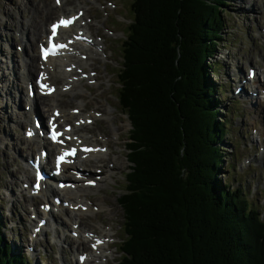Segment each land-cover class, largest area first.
<instances>
[{
    "label": "trees",
    "instance_id": "16d2710c",
    "mask_svg": "<svg viewBox=\"0 0 264 264\" xmlns=\"http://www.w3.org/2000/svg\"><path fill=\"white\" fill-rule=\"evenodd\" d=\"M131 2L116 82L131 126L119 264H264L261 210L219 178L230 129L209 59L228 1ZM0 264H27L1 224Z\"/></svg>",
    "mask_w": 264,
    "mask_h": 264
},
{
    "label": "rangeland",
    "instance_id": "374dc122",
    "mask_svg": "<svg viewBox=\"0 0 264 264\" xmlns=\"http://www.w3.org/2000/svg\"><path fill=\"white\" fill-rule=\"evenodd\" d=\"M63 1L67 5L61 9L63 14H68V8L72 12H75L77 8H82L85 11L86 17L91 18L87 24L89 25L88 31L91 32L93 38L103 41L105 45V55L92 57L91 61L87 63L89 69L97 72L99 83L89 86L86 81H83L80 87L83 93L85 91V96L82 101L80 100L82 104L80 109L83 112L99 110L97 112L104 114L97 121L96 116L94 117L96 122L88 127L84 135L88 139L96 137L97 134L105 136L109 149L104 154L105 162L88 163L93 170L95 168L103 170L101 174L103 183L98 184L94 189H88L83 194V197L93 201L96 205L94 208H97L98 211L93 209V215L82 221L81 229L86 232L109 233L113 239L112 245L103 249L107 254L104 257L93 258L94 260L92 259L89 264H119L118 249L124 238V231L121 229L124 220L118 200L126 193V178L131 169L127 160L129 153L127 143L131 126L126 115H123L119 109L116 100L118 85L115 83L122 64L121 47L125 42L128 26L133 18L128 12L132 2L130 0ZM107 1L112 2L115 9L107 8ZM230 1L232 6L224 8V16L227 21V26L222 31L224 39L219 43L215 56L209 59L212 64L220 66H216L209 74L211 80L216 82L217 86L222 84L226 91L223 94L218 90L215 96L220 98L218 108L221 112V119L229 120L228 127L230 129L229 135L220 145L225 151H223L224 164L221 167L222 173L219 178L225 183H229L230 187L234 189L240 187L251 204L257 206L264 215V175H262L264 153L260 152L261 155L256 156V148L259 147L257 143L264 142L262 138L264 131H261L257 136L258 123H261L262 127L264 126V101L261 98L259 101L258 98L251 97L250 87L244 85V81L248 79L250 68L255 69L256 72L260 70L259 77L255 79L254 83L262 81L264 75V33L262 32L264 28V0ZM50 6H54L51 0H0V224L3 241L11 247L10 254H20L28 264H75L76 259L71 262V258L76 246L68 240H72L70 238L71 223L66 222L62 213H59L63 218L62 225L56 221L59 218L56 217L58 212L55 211V221L52 218L47 219L45 232L39 236V241H34L35 244L30 242L32 226L29 222L32 220L31 215H34L30 214L34 208L31 205L35 203L38 208L45 202V199L42 195L35 196L34 200L23 199L27 189L24 188L26 185L25 182L23 183L22 170L19 173L18 169L21 165L25 167L27 159L32 158L31 156L36 151H27L30 146L34 147V144L31 143L26 146V149L24 148L22 130L25 125L32 126V123L22 118V120L18 119V114L21 115V112L25 110L23 108L26 107V105L23 107V103H21V99H24L26 95L25 84L22 83L23 81L21 82L22 78L17 81L11 77L13 83L10 84L12 81L9 83L4 76L8 72L5 66L11 70L13 64H15V68H18L19 74L24 68L27 74L30 73L33 76L37 72L35 58L32 61L34 69L29 58L30 55L37 56L36 42H34L39 35L37 28L41 26L45 29L53 19L57 18V14L49 10ZM122 31L125 32V36ZM103 44L100 43V45ZM87 50L89 51V49ZM6 51L7 56H10L7 62H5ZM58 77H65V75ZM260 77L262 79H259ZM250 85L252 86V82ZM16 87L17 89L18 87L23 88L21 95L19 93L20 105L17 107L10 99L12 95L7 97L2 93L4 89L6 94H9ZM235 87L243 89L238 97L233 95ZM66 96L62 98L71 99ZM37 106L33 120L40 121L42 124L44 118H40V111L44 114L43 107L40 102ZM72 107H79V102L68 104V112ZM256 116L259 118L256 119ZM115 129L116 133H114ZM253 131H256L255 135H253ZM113 134H118V136ZM245 158L255 159L256 164L251 162L242 167L247 160ZM30 180H32V174ZM51 185L53 188L55 187L54 183ZM249 188L255 189L253 194ZM23 191L25 194L21 195L20 192ZM50 200L51 197H49ZM51 229L64 231L58 233L62 236L58 239L60 244L55 243L56 235ZM65 235L66 241H64ZM27 247H33V251L28 252ZM78 251L81 252V249L79 248Z\"/></svg>",
    "mask_w": 264,
    "mask_h": 264
},
{
    "label": "bare ground",
    "instance_id": "6f19581e",
    "mask_svg": "<svg viewBox=\"0 0 264 264\" xmlns=\"http://www.w3.org/2000/svg\"><path fill=\"white\" fill-rule=\"evenodd\" d=\"M40 1V0H39ZM43 1V0H42ZM68 1H70V0H68ZM76 1H79V0H76ZM85 1V0H84ZM48 3V2H47ZM42 4V3H41ZM65 4V3H64ZM77 4V3H76ZM48 5H50V4H48ZM72 5V4H71ZM67 6V5H66ZM74 6V5H73ZM40 7V6H39ZM43 7V6H42ZM74 8V7H73ZM49 10H51V11H53V13L54 14H58L57 16H59V15H61V14H63V11L60 9H57L56 7H51L50 6V8H49ZM68 10L69 11H67L68 12V14H71L72 13V10H70L69 8H68ZM31 24V23H30ZM42 24V23H41ZM87 27H89V25L87 26ZM86 27V28H87ZM34 28H37V27H34ZM44 28V27H43ZM41 26L40 27H38L37 29H38V31H39V35L37 36V40L36 41H34V42H36V46L38 45V43L39 42H43V41H45V39H46V33H47V28H45V29H43ZM78 29H80V30H82V26L80 27V26H78L77 24L75 25V27L74 28H72V29H70V30H61V35H68V33H72V32H74V31H76V30H78ZM88 29V28H87ZM87 29H86V31H87ZM85 34H87V35H89V33H88V31L87 32H85ZM90 36V35H89ZM91 37V36H90ZM28 42V41H27ZM6 46H7V43L5 44ZM94 46H95V48H97V47H99L100 46V43H95L94 42ZM32 48H33V45H32ZM77 53L78 54V56H81V54H80V52L81 53H84V54H88V57H87V59L84 61V62H81V61H79V60H77L76 59V57H64V58H56V59H50V60H48V62H47V64L45 65V67H44V70H42L43 68H41V66H40V63H38V60H39V56H38V49H37V56H34V55H30V64L32 65V61H33V59L35 58V61H36V66H37V68H36V70L38 71V73H39V77L40 78H42V79H44V77H48L49 78V80L53 83V81H56V80H58V82H59V86H58V88H57V91H55L50 97H42V96H38V95H36L35 97H34V100L32 101V104H30V99L29 98H27V85L28 84H30L31 82H32V79H33V81H34V78H33V75L32 74H30V73H28L27 74V71H26V69L24 68V70L21 72V74H19L18 73V68H15V64H13L14 66H13V68L11 69V70H9V68H7L8 66H5L6 67V71H8V72H6V74L4 75L6 78L5 79H7L8 80V82L10 83V81H12V79H14V80H17V79H19V80H21V78H22V80H21V82L22 83H24L25 85V91H26V95H25V97H24V99H21V103H23V107H24V103H26V104H28V102H29V106H31L32 105V107H30L31 108V110H29V111H25L24 110V112H21V115H19L18 116V119H24V120H26V121H28L29 123L31 122V121H33V117H34V115L36 114L35 113V111H37V109L36 108H38V106L36 107V105L38 104V102H40V104H41V106L43 107V111H44V114L42 113V111H40V116L42 117V119L44 118V120L47 122V120H49V126H51V121H53L54 119H55V114L54 113H59V116H58V118L56 119V122H58L59 123V128H61L64 124H68V123H71V124H73V122L75 121V120H77L78 118H83L82 117V115L84 114V113H82V114H79V115H77V116H74V115H72L71 114V111L70 112H68V108H67V105L68 104H70V103H74L75 101H76V99H83V96H85V91H84V93L79 89V87H77L76 88V84L78 83V81H75V82H73L72 83V86H71V88L67 91V92H62L60 89H61V86L63 87L64 85H65V83L67 82V81H69V77H71V76H76L75 74L74 75H72L71 73H67L66 72V68L67 67H70V66H72L73 64H77V66L75 67L76 69H78V68H81V67H85V66H87V63L89 62V61H91V59H89V56L90 57H95V55H97V52L96 53H93V52H90V51H88L87 49H86V46H83L82 44H79V45H76V47H73V49H72V52L71 53H69V55L68 56H74L73 55V53ZM7 51L5 52V62H7L8 61V59H9V57L10 56H7ZM9 54H10V52H9ZM14 55V54H13ZM12 55V56H13ZM2 58V57H1ZM26 59V58H25ZM23 61V60H22ZM5 64H7V63H5ZM12 64V63H11ZM81 64V65H80ZM24 66H26V64H24ZM23 66V67H24ZM32 68L34 69L35 67H33V65H32ZM16 69H17V72H16ZM14 71H15V73H14ZM36 74H37V72H36ZM59 75H65V77H58ZM13 76H17L16 78L15 77H13ZM50 76H51V78H50ZM11 77H12V79H11ZM74 78V77H73ZM263 79H264V75H263V77H262ZM71 80V79H70ZM18 81V80H17ZM255 82V80L253 79V82H252V86H256V87H254V88H252V95L255 93V92H259V90H261V89H264V80H262V82L260 81H256L257 83H254ZM13 83V81L10 83V84H12ZM21 83V84H22ZM51 83V84H52ZM54 85V84H53ZM23 87V86H22ZM51 88H53L50 84H48V85H46V89H51ZM10 90L12 89V88H9ZM259 89V90H258ZM21 90H23V88H19L18 87V89H17V87H16V89H12V92L11 93H7L6 94V92H5V90L3 89V91H2V93L5 95V96H9L10 97V95H12L11 96V100H12V102L15 104V106L17 107V106H19L20 105V102H19V97H20V95H21ZM19 93H20V95H19ZM87 94V93H86ZM65 95H67V96H69L71 99L69 100V101H65V100H63V98L62 97H65ZM66 96V97H67ZM88 97V96H87ZM259 98H261L262 99V97H258V99ZM82 101V100H81ZM95 105V104H94ZM14 106V107H15ZM79 106L81 107L82 105L79 103ZM96 106V105H95ZM78 108V107H77ZM99 108V107H98ZM98 108H96V109H98ZM23 109H25V107L23 108ZM74 109V107L73 108H69V110H73ZM79 109V108H78ZM100 109V108H99ZM82 110V109H81ZM23 111V110H22ZM97 111H99V110H97ZM85 112V111H84ZM100 113V112H99ZM38 115V114H37ZM101 115V114H100ZM94 118L95 116L94 115H92L90 118ZM256 119L257 118H259V117H255ZM21 119V120H22ZM113 119V117L111 118V120ZM16 120H17V117H16ZM43 120V121H44ZM94 120H95V118H94ZM82 129H86L87 128V126L86 125H84V126H82L81 127ZM22 130V129H21ZM37 132V131H36ZM117 132V130L115 129V131H114V133H116ZM80 133H81V130L80 129H78V128H76V127H74L73 128V134L72 135H77V136H79V138L76 140V141H82L81 139H84L81 135H80ZM113 135H116V136H118V134H113ZM43 135H41V136H37V135H35L31 140H23V142H24V148L26 149L27 147L26 146H28L30 143L31 144H34V147L33 146H30L29 148H27V151H32V152H34V151H37V152H39L40 151V149L42 148V146L44 145V143H47V141H45L43 138ZM23 138V137H22ZM76 143V142H75ZM48 145H49V152H50V154L51 155H54V153H55V151H54V149H55V147L53 146V145H51V144H49L48 143ZM95 145H97V143H95ZM102 145H104V146H106V147H108V145H107V142L105 141V142H103V144ZM36 146V147H35ZM75 148L77 149V146H76V144H75ZM24 149V150H25ZM23 150V151H24ZM108 148L106 149V152L105 153H107L108 152ZM77 151H82L81 150V148H78L77 149ZM105 153H96V154H88V155H86L85 156V158L84 159H81V157L80 156H78L77 158H76V161L72 164V165H68V166H63V168H62V170H66V169H78L79 168V166H83V164L84 163H87V162H89V163H103V162H105L106 161V159L104 158V154ZM36 154V153H35ZM35 154H33V156L32 157H34L35 156ZM37 156H39V155H37ZM54 158V157H53ZM50 156L48 155V157L43 161V167L44 166H48L49 164H51L52 163V166H51V168H50V171H49V176L51 177L45 184H44V189H42L38 194L39 195H42L43 196V198L44 199H47L48 197H51L52 195H57L56 197H58V196H60V194L62 195V198H63V200L66 202H68V201H70L71 203H72V205H77V203H80V202H75V203H73V200L74 199H78V198H80V196H78V195H80V194H83L84 192H85V189L87 190V188H82V189H80V188H77L76 187V189L74 190V192L71 190V189H63L62 191H56V190H52V185H51V182H53L54 180H55V175H54V171H53V169L56 171V170H58V169H60L59 168V165H57L56 163V160H54L53 162H50ZM116 163V162H115ZM117 165V164H116ZM26 166V165H25ZM113 167V166H112ZM117 167H119V166H117ZM21 170H22V174H23V177H24V180L25 181H27V180H29V178H30V172H29V169H28V167H23L22 165L19 167V169H18V172H20L21 173ZM94 171H96V168L94 169ZM21 174V175H22ZM62 174V173H61ZM60 174V175H61ZM20 175V174H19ZM20 175V176H21ZM66 175H61V177H65ZM55 183V182H54ZM101 183H103V181H100V183L99 184H101ZM98 185H96V187H97ZM79 187H83V186H79ZM95 187V188H96ZM20 194L22 195V194H25V192L23 191V192H20ZM26 196H24V200H26V199H31V200H34V197L35 196H31V194L30 193H26L25 194ZM85 197V196H84ZM63 201V202H64ZM54 202V201H53ZM45 203H48V202H45ZM89 204H91V202L89 201V199L88 198H86V200H85V202H81L80 203V207L82 208L83 206H86V205H88L89 206ZM95 204H93V206H94ZM31 206H34V209H33V212H31L30 214H35V215H37L36 216V218L39 220V219H41V218H44V216H47V218L48 219H50V218H52V220H54L55 221V217H54V213H53V211H49V213H45V212H42L41 210H39L38 208H36V204L35 203H32V205ZM100 208L102 207L101 205L99 206ZM55 209H56V211H58V214H56L57 216L56 217H58L59 219H61V213L62 214H64V216L67 218V220L71 223V226L73 227V225L74 224H80V225H82L83 223H82V221H84L85 219H87V217L88 216H90V215H93V211L92 210H87V211H85L86 213H82L81 211H79V213H74V211H70L69 209H66V208H62L61 206H58V207H55ZM60 213V214H59ZM86 214V215H85ZM66 220V221H67ZM79 220V221H78ZM34 223V221H31L29 224H33ZM37 222H35V224H36ZM60 223H62V221L60 222ZM64 224H66L65 222H63ZM68 223V222H67ZM69 223V224H70ZM35 227V226H34ZM45 227H43V229H42V231H41V233L40 234H42L43 233V231L45 230L44 229ZM73 231H77L76 233H77V237L78 238H76L75 240L72 238V240L70 239V243L71 244H76V253L77 254H79L78 253V248L81 246V249H84V246H85V243H91V241L92 240H87L86 238H85V236L83 235L85 232H86V230L84 231V230H82L80 227H79V229L78 230H70V233L71 232H73ZM64 232V231H63ZM62 232V233H63ZM88 232H90V231H88ZM93 232V231H92ZM58 234V233H57ZM56 234V235H57ZM58 236H59V234H58ZM99 237V236H98ZM103 237H110L111 238V236H107V234H105V235H102V236H100L99 238H103ZM65 241V240H64ZM102 252H104L103 250H102ZM97 259V258H96ZM77 264V263H76ZM85 264H89L88 262H86Z\"/></svg>",
    "mask_w": 264,
    "mask_h": 264
},
{
    "label": "snow or ice",
    "instance_id": "6c2138e0",
    "mask_svg": "<svg viewBox=\"0 0 264 264\" xmlns=\"http://www.w3.org/2000/svg\"><path fill=\"white\" fill-rule=\"evenodd\" d=\"M75 19V17H73V18H71V19H68V20H61L60 21V24L61 25H63V26H68L69 24H71L72 23V20H74ZM56 25H53V34L55 35V32H56ZM54 47H56V48H58V47H63V45H54ZM56 133L54 132V134H53V139H55L56 138ZM70 154V153H69Z\"/></svg>",
    "mask_w": 264,
    "mask_h": 264
}]
</instances>
